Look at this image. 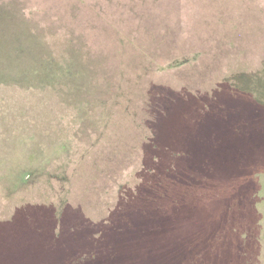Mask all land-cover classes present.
Here are the masks:
<instances>
[{
	"label": "rangeland",
	"instance_id": "obj_1",
	"mask_svg": "<svg viewBox=\"0 0 264 264\" xmlns=\"http://www.w3.org/2000/svg\"><path fill=\"white\" fill-rule=\"evenodd\" d=\"M0 264H264V0H0Z\"/></svg>",
	"mask_w": 264,
	"mask_h": 264
}]
</instances>
